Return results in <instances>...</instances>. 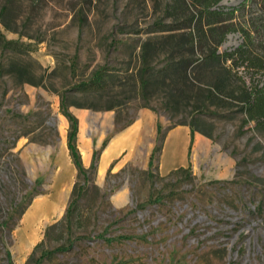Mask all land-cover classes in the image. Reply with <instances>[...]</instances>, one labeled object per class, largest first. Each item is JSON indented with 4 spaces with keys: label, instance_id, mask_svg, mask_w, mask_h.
I'll use <instances>...</instances> for the list:
<instances>
[{
    "label": "rangeland",
    "instance_id": "obj_1",
    "mask_svg": "<svg viewBox=\"0 0 264 264\" xmlns=\"http://www.w3.org/2000/svg\"><path fill=\"white\" fill-rule=\"evenodd\" d=\"M196 1L0 0V264H264V0Z\"/></svg>",
    "mask_w": 264,
    "mask_h": 264
},
{
    "label": "trees",
    "instance_id": "obj_2",
    "mask_svg": "<svg viewBox=\"0 0 264 264\" xmlns=\"http://www.w3.org/2000/svg\"><path fill=\"white\" fill-rule=\"evenodd\" d=\"M218 1L219 0H197L196 2L200 6L201 12H204L206 15L218 16L221 14V12L217 11L215 8H212V6L217 4ZM190 34H191V32H190ZM243 34H244V38L248 37V35L245 31H243ZM223 36H224V33L215 42V46L218 45L222 41ZM246 41H247V39H244V44L242 43L237 48L238 51L243 50V46H245ZM10 43H12V41H6L5 46L9 45ZM229 54L230 53H227V55H229ZM98 73L99 72H96L95 74L97 75ZM100 81H101V75H97V76H94L91 81L85 82L81 86L88 87L91 85L98 84ZM60 106H61L63 115L66 117V119L68 121V127H67V132H66V145L68 148L69 155L71 157V160H72L74 166L77 169V172L79 174H84L85 168L82 164L80 154H79V151H78V149L76 147V143H75V137H76V133H77V119L70 111H68L66 109V106H65L63 100H60ZM245 112H246L245 122H247L249 120H256L257 123L261 122L260 124H264V84H262L261 86H259L256 89H254L253 95L247 100V102L245 104ZM193 131H194V126H193V124H190V133H189L190 138H189L188 152H189V149L191 146V141L193 138ZM151 156L152 155H150V157ZM150 163H151V160H149V164ZM186 169H187V167L178 166L175 168V171L186 170ZM78 185H79V182L75 181L73 188H72V195H73L72 200L69 203V206L66 210L65 216H67V214L69 212V208L71 206V203L75 202L74 194L77 192ZM33 252H34V250H32L30 255H32Z\"/></svg>",
    "mask_w": 264,
    "mask_h": 264
},
{
    "label": "crops",
    "instance_id": "obj_3",
    "mask_svg": "<svg viewBox=\"0 0 264 264\" xmlns=\"http://www.w3.org/2000/svg\"><path fill=\"white\" fill-rule=\"evenodd\" d=\"M184 132H185L184 128H176V129L172 130L167 135L166 140H165V147H164V158L162 157L163 158L162 160H164L163 162L165 165L170 164V163H182L183 161L186 160V155L188 154L189 142H188V145L186 148L183 145V143H184ZM189 133H190V130H189ZM128 138H129V136L127 137V139L117 140V142H115L114 145L112 144V146H115L117 143H118V145L126 144V145L131 146L133 144V140H132V138L130 140ZM189 138H190V135H189ZM188 141H189V139H188ZM121 142H123V143H121ZM112 146H111V144H110V146H108V148L106 149V152H105V156H107V154L110 152ZM166 154H167V156H166ZM170 154H172V155H170ZM105 156H104V158H105Z\"/></svg>",
    "mask_w": 264,
    "mask_h": 264
},
{
    "label": "bare ground",
    "instance_id": "obj_4",
    "mask_svg": "<svg viewBox=\"0 0 264 264\" xmlns=\"http://www.w3.org/2000/svg\"><path fill=\"white\" fill-rule=\"evenodd\" d=\"M80 119H81V117H80ZM65 123H66V119H65V117H63V116H60L59 117V128H60V130H61V132L63 133V130H64V125H65ZM198 138V140L200 141V138L199 137H197ZM175 141V140H174ZM124 142V141H123ZM123 142H121V143H123ZM125 143V142H124ZM173 148V147H172ZM170 155H172V154H170ZM176 157V156H175ZM59 207V206H58ZM59 210V209H58ZM56 211V210H55Z\"/></svg>",
    "mask_w": 264,
    "mask_h": 264
}]
</instances>
